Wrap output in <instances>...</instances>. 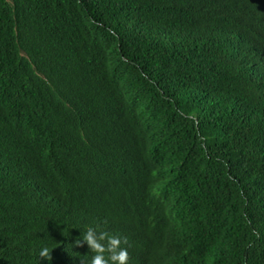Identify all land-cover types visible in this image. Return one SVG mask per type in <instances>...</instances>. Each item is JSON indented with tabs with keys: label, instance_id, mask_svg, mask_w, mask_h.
Masks as SVG:
<instances>
[{
	"label": "trees",
	"instance_id": "16d2710c",
	"mask_svg": "<svg viewBox=\"0 0 264 264\" xmlns=\"http://www.w3.org/2000/svg\"><path fill=\"white\" fill-rule=\"evenodd\" d=\"M87 227L264 264V0H0V264Z\"/></svg>",
	"mask_w": 264,
	"mask_h": 264
},
{
	"label": "clouds",
	"instance_id": "9594fccd",
	"mask_svg": "<svg viewBox=\"0 0 264 264\" xmlns=\"http://www.w3.org/2000/svg\"><path fill=\"white\" fill-rule=\"evenodd\" d=\"M81 240L95 253L91 256L89 264H137L136 261L139 260L138 253L131 255L133 246L131 249H127L124 244L121 247V238L97 231L93 227H87L80 233V239L75 243L79 245ZM37 254L45 261L51 260V250L47 245H41Z\"/></svg>",
	"mask_w": 264,
	"mask_h": 264
},
{
	"label": "bare ground",
	"instance_id": "6f19581e",
	"mask_svg": "<svg viewBox=\"0 0 264 264\" xmlns=\"http://www.w3.org/2000/svg\"><path fill=\"white\" fill-rule=\"evenodd\" d=\"M150 180V179H149ZM149 184V183H148ZM158 208V207H157Z\"/></svg>",
	"mask_w": 264,
	"mask_h": 264
}]
</instances>
